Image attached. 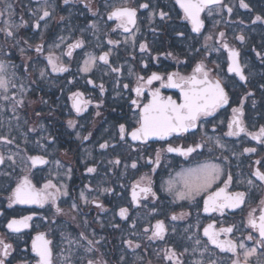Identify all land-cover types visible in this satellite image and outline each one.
Here are the masks:
<instances>
[{
	"label": "flooded vegetation",
	"instance_id": "obj_1",
	"mask_svg": "<svg viewBox=\"0 0 264 264\" xmlns=\"http://www.w3.org/2000/svg\"><path fill=\"white\" fill-rule=\"evenodd\" d=\"M2 3L0 11L4 12L6 20L14 24H20L21 20L26 22L18 31L13 29L15 35L10 37V42L13 48L23 49L21 52L23 56L29 57L32 54V57L30 56L21 68L27 72L32 69L36 70L35 77H32L31 80H34L35 88L33 89L37 92L34 98L40 104H38L39 109L36 111L35 117L30 118L29 121L39 125L37 116L40 115L45 121L44 127L46 126L49 130H47L49 136L46 135V138H43L39 126L40 131H36L33 137L24 141V128V131L22 129L13 131L10 130V127L0 128L2 134L6 129L9 130L10 136L6 137L12 141L10 144H13V148H18L17 145L21 144L24 146L33 145L35 151L42 146L47 147V145L54 146V149L60 148L62 137L59 136L58 130L64 132L67 129L61 122V125L58 126V119L63 114L67 115L69 111H62L57 107V101L60 98L57 95L58 77H66L68 82L75 81L78 77L76 70L80 69L82 59L86 57V54L92 53L94 48L101 53L100 56L106 52L109 53L107 64L99 60V64L93 68V71H97L92 72L88 79L92 83L87 81L84 85L85 81H81L79 84L82 88L80 93L83 94L88 88L93 89L94 92L98 84L103 85V92L100 89V92H90V94H97L102 102H105L102 105L101 121H107L104 122V125H98L96 129L88 131L93 121L89 116L85 118L83 122L86 124L82 129L85 132L88 131L90 141H84L82 144L75 142L73 131L70 129L66 134L67 143L72 149L70 151H73L65 153L71 158L67 167H71L72 175L68 185V200L64 203L68 210V216L60 219L59 213L56 212L57 202L54 206L44 204L45 210L41 212L31 211V208L40 206L39 204H18L19 207L11 209L0 203V234H5V237L0 239L12 245L6 264H22V262L35 264V254L31 250L32 240L39 233H43L45 238L51 241L53 264H87L89 259L96 261L97 264H133L137 260L145 258L146 256L142 253L123 254L126 238L133 240L136 237L135 234L138 235V232L133 229L139 222L133 215L141 207L140 199L143 197V193H140L139 187H137L138 200L133 202L132 190L133 186L137 184L135 181L142 170H149L150 186L156 194L155 196L150 194L152 197L148 211L150 213V236L158 220L163 221L165 225L164 239H150V264H212V262L231 264L232 259L235 258L232 253L222 252L204 235V229L209 225H213L212 230L217 232L221 228L232 227V233H221L219 239L221 241L232 240L236 243L243 242L247 248L255 247L256 253L249 257L248 264H264V247L256 244L254 240L246 238L249 233L257 239L259 238L258 232L247 224L248 213L255 208L257 209L255 214L258 216L260 202L264 200V182L259 181L253 175L257 169L264 172V143L253 140L247 134L257 133L264 126V87H262L264 80H261L264 76V62L252 61L251 58H256L252 56H247L248 60L243 61L240 49L234 44L232 25H229L227 30L219 26V13L222 14L223 19L226 17V13H229L227 10L229 6H225L224 0L221 6H211V15H209V9L202 12L201 19L204 26L200 33L192 32L190 22L183 19V11L175 3V0H91V11L85 7L87 0H70L69 4H64L63 0H49L48 10L51 15L39 21V28L35 27V23L43 13L37 10L43 7L44 0H2ZM144 3L149 4V8L139 7ZM9 5L12 9L11 16L7 11ZM120 6L137 9L136 24L129 26V32L117 29V22L107 18L108 12L114 7ZM161 10L168 13V18L163 20L160 18ZM151 11L156 15L152 23H150ZM232 12L230 16H232ZM93 24L96 25L95 28L92 27ZM212 29L217 34L215 40L204 44L203 37H205L206 31L213 32ZM181 32L184 34L183 36L178 35ZM220 32L225 33L224 37L219 36ZM133 36H135L133 41L125 42L124 37ZM61 37L64 38L62 43L65 46L63 47L65 58L72 59L74 55H79V58L75 61H67V65H64L69 70L67 74H55L50 71L46 74L48 78L39 77L40 67L45 70L51 68L47 64V57L43 58L46 54L44 52H47L46 47L54 45L53 43H59ZM77 40H82L83 46L72 49V55L68 56V44H73ZM109 40L118 43L109 44ZM38 44L44 45L42 53L35 51V46ZM141 44L146 45L144 51H141ZM224 44H227L228 48H224ZM229 49H235L239 53L238 59L247 77L246 81H241L235 73L228 72ZM19 59V57L11 59V63H17ZM200 63L209 72L210 79H220L229 98L228 104L219 108L211 116L201 117L195 128L180 134L174 133L163 140L133 142L130 135H126L124 140L120 139V124L125 125L127 132L138 126L136 121L139 108L132 105V100H137L142 107L151 100V92L159 89L163 98L171 97L177 103L182 102L179 88L163 87L159 80H154L149 85L146 83L148 77L156 73L163 77V82L166 84L168 74L179 73L181 76H190L196 65ZM113 68L119 69V71H112ZM138 77L144 78V81H139L143 84L144 89L143 94L139 97L134 91L138 84ZM43 80H48V83H44ZM42 84L49 85L44 89ZM125 85L128 87L125 88ZM52 89L55 93L51 95V98L54 100L57 114L51 115L50 120L48 113L43 111L42 114L41 109H43V99H47L43 95V91H52ZM238 95L241 96V99ZM110 99H113V103L108 104L107 101ZM72 103L73 100H71V108ZM113 105L115 108H112ZM123 106L126 110L123 109ZM240 107L243 109L242 120L247 133H241L239 136H227L225 133L228 131V123L233 116L232 109ZM72 110L76 116L82 115V113L77 115L73 108ZM253 118H259V124L250 125V120ZM55 119L56 121L53 123L52 120ZM102 129L107 132L101 137L109 142V147L104 150H109L108 154L112 158L116 156L114 170L109 172L104 169L106 165L99 151L101 150L99 145L105 143L99 141V131ZM26 130L29 131L31 128ZM2 143L4 142L2 141ZM84 144L88 148L85 150L88 151L89 157L83 158L81 162L78 154L74 151L83 150ZM197 144L202 147L196 148V151L188 156L167 151L169 145L186 149L188 147L195 148ZM245 148H255L256 151L245 152ZM136 149L142 150L143 159L138 158L133 152ZM157 152H159L158 164L155 162ZM41 154L40 151H36L33 155L44 157ZM54 154L60 157L57 152ZM77 157L79 161H77ZM44 158L49 163V158ZM62 160L66 162V160ZM117 160H119L118 164L115 163ZM122 160L130 168L124 174V169L121 167ZM256 161H261V164H257ZM133 163L136 164L135 168L132 167ZM204 163L219 164L222 169L219 179L206 192L196 195L194 199L180 200L174 193L167 190L169 180H179L178 173ZM47 164L35 167L45 168ZM0 165L2 166V164ZM88 167H94L96 171L88 173ZM229 175H231L232 181L227 191L245 192L247 203L241 208L225 209L223 213L219 211L205 212L204 200L209 194L224 187ZM30 180L35 188L40 190L37 186H41L43 180L36 177ZM249 180L253 181L252 185H249ZM180 187L181 185L178 183L176 188L180 189ZM1 188L2 186H0V198L7 199L15 189L8 182H4L3 188ZM105 189L109 191H105ZM81 192H84L87 199L98 197L100 200L93 199L91 204L85 203L80 198ZM92 201L102 204L108 213H96L98 207ZM73 203L77 205L76 209L71 208ZM120 208L128 209L126 219L120 217ZM182 209L190 216L174 222L171 218L172 215ZM33 214H35L34 218ZM25 216L32 217L29 227L23 228L18 233H13L8 229L7 224L11 220ZM89 240L94 242L92 252L85 251L89 246ZM142 241H140V248L143 246ZM168 251L176 253L173 260L166 259L165 253ZM237 251L241 253L240 259L243 260L242 250L238 248ZM122 257L123 259H121Z\"/></svg>",
	"mask_w": 264,
	"mask_h": 264
},
{
	"label": "snow or ice",
	"instance_id": "obj_2",
	"mask_svg": "<svg viewBox=\"0 0 264 264\" xmlns=\"http://www.w3.org/2000/svg\"><path fill=\"white\" fill-rule=\"evenodd\" d=\"M64 4H69L70 0H63ZM175 3L179 5L180 9L183 11V19L187 20L191 24V30L194 33H200L201 29L204 26L203 20L201 19V13L205 9H209V15H211L212 8L211 6H221L223 5V0H175ZM240 6L242 8H248L249 5L245 3V0H240ZM49 0H44V5L42 8L37 11H42V15L39 16L37 22L35 23V27L39 28L40 20H44L46 17L51 15L48 10ZM85 7L91 11V0H87L85 3ZM140 8H149V4L144 3L139 6ZM228 12H232V8L228 7ZM7 11L9 16L12 15V9L9 5L7 7ZM35 15V13H33ZM96 14L95 12L93 13ZM4 12L0 11V16H3ZM155 15V13H153ZM136 16L137 9L130 6H120L114 7L107 14L108 20H115L116 28L123 29L124 32L130 31V25L136 24ZM160 18L166 19L168 18V13L161 10L159 12ZM63 19V17H61ZM261 21L264 22V17L257 15L253 23ZM26 22L21 20L20 24H14L10 21H4L5 27L0 29V31L4 32L6 37H14L15 33L12 29L19 30L20 27H23ZM93 28L96 27L95 24L92 25ZM115 30V29H114ZM178 35L183 36L184 34L178 33ZM225 33L220 32L219 36L224 37ZM63 37L60 38L61 42L63 41ZM212 36H206L205 41L211 40ZM238 39L243 40L244 37L241 35ZM28 43V41H25ZM82 40H77L73 44H68L69 51L67 52L68 56L72 55V49L81 48L83 46ZM109 44L118 43L117 41L109 40ZM60 45H50L49 51L47 55V64L51 66V70L54 73H63L67 72L68 68L65 67L62 63H60V57L55 55V52L52 51L53 47L58 48ZM224 48H228L227 44L223 45ZM141 51H144L146 45H140ZM23 51V49H21ZM35 51L37 53H42L44 51V45L38 44L35 46ZM87 59L84 60V66L81 69L83 72H89L91 68L95 65L97 57L92 56L90 54H86ZM108 55L109 53H104L99 56V60L103 61L105 64L108 63ZM169 55H171L169 53ZM257 55H260L257 53ZM239 53L235 49H229L228 58L230 60V64L228 66V72L235 73L239 76L241 81H246L247 77L244 74L242 66L238 61ZM112 71H119V69L113 68ZM6 73V65L0 63V90H3L5 93L8 91V85L10 81L5 78ZM46 75L45 70L40 71V77L43 78ZM154 80L161 81L163 87L170 88H179L180 95L182 98V102L177 103V101L173 100L171 97L167 99L163 98L160 95L159 89H156L151 92V100L144 104L142 107L138 104L137 100H132V105H135L139 108V114L137 118V127H134L130 132H127L124 124L119 125V134L120 139L124 140L126 135H130L132 140H140L147 141L149 138L155 137L158 139H165L171 135L180 134L183 132H187L189 129L195 128L197 126V122L201 117H208L213 115L219 108L228 104V95L225 91V88L222 86L220 79L212 80L209 78V72L205 69V66L200 63L197 64L193 69V73L190 76H181L179 73H170L167 76V83L164 84L163 77L160 75L153 73L150 77L147 78L146 83L152 84ZM139 81H144L143 77H138L137 87L134 89L137 97L143 94V84L139 83ZM92 83V81H88ZM15 86V85H13ZM125 88L128 85L124 86ZM264 87V85H262ZM101 92L104 91L103 85L100 86ZM83 93L74 92L70 97L73 100L72 108L75 110L77 115H80L84 111H86V105L91 103L90 100L82 99ZM3 99L8 100L9 97L7 95L3 96ZM23 101H16V104H22ZM15 107V106H14ZM99 107V105H97ZM233 116L231 121L228 123V131L225 133L227 136H239L241 133H247V129L244 126V122L242 117L244 115L242 107L233 108L232 109ZM99 115V112H97ZM69 127H75V121L68 120ZM251 136L253 140H257L261 143H264V126H262L257 133H247ZM79 136V133L77 134ZM90 135V134H89ZM82 139L87 140L88 136H84ZM0 141L4 143L10 144L12 143L7 137H0ZM219 143V141H217ZM101 149H105L109 147L108 143H102L99 145ZM202 145L197 144L194 147H188L186 149L179 147L168 146V152H178L180 155L188 156L192 152L196 151V148H200ZM245 152H255V148H245ZM9 160H12V157H8ZM28 159L31 161L33 167L37 164H47L48 161L42 156H30ZM5 157L0 154V164L4 163ZM157 164L159 162V152H157V158L155 161ZM115 163H119L117 160ZM257 164H261V161H256ZM57 164L59 162L57 161ZM132 167L135 168L136 164L133 163ZM70 171V170H69ZM96 168L88 167V173H94ZM154 171V169H153ZM222 169L219 164L214 163H204L198 165L195 168H189L183 170L181 173H178L179 180L173 181L169 180L167 182V190L170 193H174L177 199H194L196 195H199L202 192H206L208 189L212 187V185L219 179L221 175ZM253 175L261 182H264V172L257 169ZM147 177H141V179H146ZM232 181L231 175L228 176V179L225 181V186L219 188L217 191L209 194L204 200V211L212 212L219 211L221 213L224 212L225 209H237L241 208L242 205L247 203V194L242 191L229 192L227 191L229 184ZM179 183L181 185L180 189L177 190L176 184ZM249 185L253 184L252 180L248 181ZM151 180L149 179L148 186L140 187L139 183L133 186L132 190V200L136 202L138 200V193L136 191L137 187H139L140 193L151 194L155 196V192H153L151 188ZM48 189H56L55 192H49ZM105 191H109L105 189ZM67 191L61 192L59 188H56V185L52 184L51 181L46 183L41 190H37L35 186L31 183L27 176L20 180V182L16 185L15 189L12 192V195L9 197V207L12 204H39L41 207L50 199L53 204L56 203V200L59 195H67ZM80 198L88 203V199L85 196L84 192L80 193ZM96 204V207L100 208L102 211L103 205L97 203L96 201H92ZM259 208V215L256 216L257 209H252L248 213V226L254 231L258 232L259 238L257 239L251 233L247 235V240H254L256 244L264 247V200H261ZM77 205L73 203L71 205L72 209H76ZM56 212H62V209L57 207ZM128 214L127 208H120L119 215L121 218L126 219ZM186 215L182 213L179 217L173 215L171 218L173 220L183 218ZM32 219L31 216H25L20 219H13L8 224L7 227L11 232L18 233L23 228L29 227V221ZM213 225H209L204 229V235L208 237V240L214 244L217 248H219L222 252L232 253L234 259H232L231 264H248L249 257L253 256L256 253V248H247L243 242H233L232 240L221 241L219 236L221 233H232L233 228H221L218 232L213 231ZM147 232L148 229H145ZM165 233V225L163 221H157L152 231L149 239H164ZM83 237V234H81ZM86 239V237H83ZM93 241H88V247L85 249L87 252H92ZM130 248H138L139 244H134L132 240L126 241ZM199 243V241H197ZM51 241L45 238L43 233H39L32 240V252L35 254V264H53V252L50 247ZM242 250L243 260L240 259L241 253L237 251V249ZM12 249V245L10 243H6L3 239H0V264H6V259L10 255V250ZM176 256L174 251H168L165 253V257L168 260H173ZM123 259V257L121 258ZM22 264H26V262H22ZM87 264H97L96 261L89 259ZM215 264V262H212Z\"/></svg>",
	"mask_w": 264,
	"mask_h": 264
},
{
	"label": "rangeland",
	"instance_id": "obj_3",
	"mask_svg": "<svg viewBox=\"0 0 264 264\" xmlns=\"http://www.w3.org/2000/svg\"><path fill=\"white\" fill-rule=\"evenodd\" d=\"M155 3V2H154ZM225 4H228L227 2ZM1 9V7H0ZM214 14L216 12H213ZM156 15H153V11L150 12V23H152L155 19ZM8 19V18H7ZM4 21H6L5 16H0V29L5 27ZM13 30V29H12ZM213 32L206 31L205 33V37L211 35L212 39L211 40H207L205 41V37H203V43L207 44V43H211L215 40L216 37V32L214 29H212ZM15 39V38H14ZM127 39V40H126ZM135 39V36L133 37H124L125 42H127L128 40L133 41ZM10 37H6L4 32L0 31V63H3L6 65V73H5V78L10 81L9 85H8V91L5 93L3 90H0V128L2 127H10V130H19L22 129V131L25 132L23 134L24 137V141H26V139H28L29 137H33L34 134L36 133V131H42L43 134V138H46V135L49 136V133L47 132V127L45 125V121L42 118V116H37L39 117V125H36L37 123L34 122H30V118L35 117L36 111L39 109L38 108V104H40L38 101H36V99L34 98V96L32 95V93L34 92L33 86H34V80H31V78H29L28 75H22V66L25 63V61H28V58L31 56L32 54L29 55V57L27 56H23L22 55V48H13V45L10 42ZM55 44H59L60 46L58 48L53 47L52 51L55 52V55L57 57H60V63H62L63 65H67V61H75L77 60L79 57V55H74L72 57V59H67L64 56V52L65 50L63 49L64 43H62L61 41L59 43H53ZM16 47V46H15ZM46 51L44 52L46 53L44 55L43 58L47 57L48 55V51H49V47H46ZM100 52L98 50H96L94 48L93 52L90 53V55L97 57V60L95 62V65L91 68V70L89 72H83L81 71V69L84 66V60L87 59V55L86 57H84V59H82V64L80 69L76 70V74H77V78L75 79V81L72 82H68L65 85L63 94L60 96V98L57 101V107H59L60 110L65 111L68 110V114L65 115H61L59 123L61 122L62 125L67 129V131L70 129L71 131H73V137L75 138V142L82 144L84 141H90V135L88 134V131H92L94 128L96 129V127H98V125H104V121H101V113L103 111V103L102 99L97 95H91L90 92H93V89H87L85 90V93L83 94L82 99L84 100H90L91 103L86 105V111H84L82 113V115L80 117L76 116L72 111L71 108V96L72 93L74 92H82V88L79 84H81V81H85L84 85H86L88 79L90 78L92 72L94 73L95 71H93L96 66V64H99V56H100ZM19 57L20 59L18 60L17 63H11V59L15 58V57ZM45 70V68L40 67V70ZM21 71V72H20ZM46 74H48L50 71L52 72L51 68L46 69ZM29 72V70H28ZM36 72V70H34V73ZM69 72V70L67 71ZM67 72H63V73H55V74H63ZM54 73V72H53ZM32 76V75H31ZM40 77V76H39ZM46 77V75L44 76V78ZM97 80V79H96ZM44 81V80H43ZM44 83H48V80H45ZM98 83V82H96ZM15 85V86H13ZM57 88H59V86H57ZM80 89V90H75V89ZM53 90V89H52ZM54 91V90H53ZM96 92H100V85L98 84V86L95 88V91L93 93ZM55 93V92H53ZM7 95L9 97L8 100L3 99V96ZM22 100L23 103L22 104H16V101H20ZM45 104H47L48 107V102L46 101V98L43 99L42 102V108L47 109V107L45 106ZM97 105H99V107H97ZM15 106V107H14ZM43 109H41L42 114H43ZM47 112V111H45ZM97 112H99V115H97ZM91 117V120L93 121V123H91L90 127L88 128V131H83L82 127L86 124L83 121L85 120V118L87 117ZM73 120L75 121V125L78 124V126L74 127H69L68 126V120ZM42 120V121H41ZM83 122V123H82ZM40 126V128H39ZM88 126V125H87ZM24 128V129H23ZM31 128V130H26ZM101 129V128H100ZM75 130V132H74ZM44 131V133H43ZM49 131V130H48ZM107 131L102 129L101 131H99V137H100V143L103 142H107L106 140H104V137H101L103 135H105ZM79 133V136L77 135ZM0 137L2 135L6 136H10L9 134V130H5V133L2 134L0 133ZM84 136H88L87 140L82 139ZM15 140V139H13ZM23 140V139H22ZM109 145V142H107ZM16 144V143H15ZM18 148H13V144H6V143H2V141H0V154H2L5 157L4 163H2V166L0 167V186L4 185V182H8L10 185L16 187V185L20 182L21 179H23L25 176L28 177V179H42L43 182L41 184V186H37L38 189H43L44 185L46 183H48L49 181L52 182V184L56 185V188H59L61 190V192L63 191H67L68 193V185H69V181L71 179V167H67L68 161H71V158L65 154V153H61L60 157L58 155H55L54 153L56 152L54 149V146H49L47 145V147L42 146V148L36 150V151H40L44 157L49 158V163L45 166V168H36L33 167L31 164V161L28 159V157L30 156H34V152H36L34 149L35 147L33 145L31 146H24V144L21 145H17ZM85 148H87L86 144L83 145V150L82 152L78 153V156L80 157V161L82 162L83 157L84 159L88 156V148L87 150H85ZM101 155L103 156V160H104V164L106 165L104 167L106 172H109L110 170H114V158H112V156H110L108 154L107 150L101 149L99 150ZM134 153H136L138 158L143 159V154H142V150L141 149H136L133 151ZM84 153V154H83ZM11 156L12 160H9L8 157ZM56 156V157H55ZM66 160V162H63V160ZM124 159V158H123ZM57 161L59 162V164H57ZM85 161V160H84ZM121 167L124 169L123 170V174L128 172L129 166L127 165L126 162H124V160H122V165ZM131 167V166H130ZM150 168V167H149ZM70 170V171H69ZM186 170V169H185ZM111 173V172H110ZM141 177H147L146 179H141ZM52 179V180H51ZM150 179V173L149 170L147 171H140L139 175L137 176V180L135 181V183H139L140 186H148V182ZM31 181V180H30ZM35 184V183H34ZM178 184V183H177ZM176 184V185H177ZM1 188V189H2ZM178 189V188H177ZM49 192H55L56 189H48ZM144 194V193H143ZM142 194L143 197H141L140 199V204L141 207L139 208V211L137 213H135L133 216L136 217L138 219L139 224L134 226V231L138 232V235L135 234L136 237L133 238V243L134 244H139L141 246V242L143 239L144 241H146L147 243H150V213H148L149 208H150V201L152 200V197H150V194L144 196ZM87 195V194H86ZM10 197V196H9ZM68 194L65 195H59L56 202L59 208L62 209V212L59 213L60 215V219L62 217H67L68 216V210L66 207L65 201H67ZM95 200H100L98 197L93 198ZM93 199H88V203L91 204V200ZM49 202L45 203L46 205H51L54 206L55 204H53L51 202V200H48ZM0 203L6 205V207H9V199L7 198H0ZM19 207L18 204H12V206L10 207L12 208H16ZM103 211L98 208L96 209V213H106L107 209L105 207H103ZM45 210V206H35L34 208H31V211L33 212H41ZM108 213V212H107ZM182 213H185L186 215L183 216V218H179L176 220H173L174 222L179 221L180 219H184L186 217H189L190 215L184 210L182 209L181 211H177L174 212V215L176 216H180ZM33 214V218H34ZM173 216V215H172ZM141 225V226H140ZM39 226V225H36ZM140 226V227H139ZM145 229H148V231L146 232ZM5 237V234H0V238ZM138 240V241H137ZM126 241H128V238H126L125 243H124V248L125 250H123V254L126 253H132V254H140V251L142 249V246L140 248V246L138 248H130L128 246V244L126 243ZM140 248V249H139ZM150 259V258H149ZM147 258H142L137 260V262H134L133 264H150V261Z\"/></svg>",
	"mask_w": 264,
	"mask_h": 264
},
{
	"label": "trees",
	"instance_id": "obj_4",
	"mask_svg": "<svg viewBox=\"0 0 264 264\" xmlns=\"http://www.w3.org/2000/svg\"><path fill=\"white\" fill-rule=\"evenodd\" d=\"M224 2L228 3L225 6L231 7L233 12H232V16H230V13H226V17L224 19L222 18V14L219 13V15H218L219 26L223 27V28H225V30H227L228 26L232 25L233 31H234V44L240 49L243 61L248 60L247 56H250V57L252 56V57H256V58H251L252 61H256V62H260V63L264 62V22L257 21L255 23H253V21L255 20V17L257 15L264 17V0H245V3H247L249 5L248 8H242L240 6V0H224ZM2 4H3L2 0H0V6H2ZM241 35L244 37L243 40L238 39V37ZM257 53H259L260 55H257ZM17 58L18 57L16 56L15 58H12V59H17ZM263 68H264V66H263ZM21 71H22V75H25V76L28 75L29 78L35 77L34 69L29 70V73L25 70H21ZM46 78H48V77L46 76ZM261 80H264V76H262ZM57 83H58L57 86H59L58 91H57V95L61 96L63 94L65 85L68 83V80L66 77L59 76ZM47 86L45 84H42V87L44 89ZM33 88H35V85L33 86ZM258 91H260V90H258ZM43 92H44L43 95L45 97H47L46 101L49 104L48 107H47V104H45L47 109L44 108V112L47 111V113L49 115L48 118H50V120H51V115L57 114V109L54 107L55 106L54 100H53V98H51L52 97L51 95L54 94L53 93L54 91L53 90L52 91L51 90H48V91L44 90ZM32 95L33 96L37 95V92H35V90H34ZM240 97L241 96H239V99H241ZM107 102H108V104H111V103H113V99H110ZM112 108H115L114 105ZM123 109L126 110L125 106H123ZM58 120H60V118ZM52 121L54 123L56 121V119L52 120ZM249 124L250 125L259 124V118H253L252 120H250ZM60 125H61V123L59 124V122H58V126H60ZM58 132H59V136L62 137V138L60 137L62 140H60L61 147L58 149H55L56 152L59 155L62 152L63 153L73 152V151H70L72 149L69 148V145H68L67 140H66L67 139L66 134L68 131L66 130V131L62 132L61 130H58ZM68 142H70V141H68ZM74 152L75 153H77V152L81 153L82 150L77 149ZM79 158L77 161H79ZM142 244H143V246L144 245L145 246H144V248L141 249L140 253L144 254L146 256L145 258L149 259L150 258V243H147L146 241H142ZM146 253H148V254H146Z\"/></svg>",
	"mask_w": 264,
	"mask_h": 264
},
{
	"label": "water",
	"instance_id": "obj_5",
	"mask_svg": "<svg viewBox=\"0 0 264 264\" xmlns=\"http://www.w3.org/2000/svg\"><path fill=\"white\" fill-rule=\"evenodd\" d=\"M202 14V13H201ZM130 26H133V25H130ZM238 61H239V59H238ZM240 63V62H239ZM130 138H131V136H130ZM158 138H155V137H152V138H149L147 141H154V140H157ZM133 142H145V141H140V140H132ZM38 166H42V165H44V164H37Z\"/></svg>",
	"mask_w": 264,
	"mask_h": 264
}]
</instances>
